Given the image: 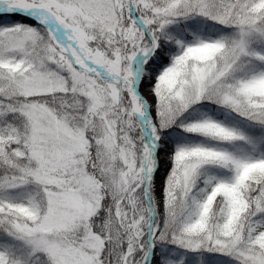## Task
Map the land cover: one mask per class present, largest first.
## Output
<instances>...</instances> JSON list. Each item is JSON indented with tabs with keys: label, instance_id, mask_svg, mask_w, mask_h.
Segmentation results:
<instances>
[{
	"label": "snow or ice",
	"instance_id": "snow-or-ice-1",
	"mask_svg": "<svg viewBox=\"0 0 264 264\" xmlns=\"http://www.w3.org/2000/svg\"><path fill=\"white\" fill-rule=\"evenodd\" d=\"M0 264H264V0H0Z\"/></svg>",
	"mask_w": 264,
	"mask_h": 264
}]
</instances>
